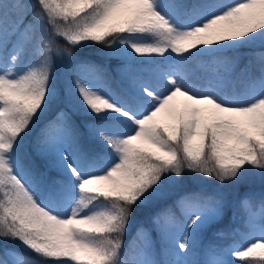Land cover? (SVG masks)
<instances>
[{
    "label": "snow or ice",
    "instance_id": "6c2138e0",
    "mask_svg": "<svg viewBox=\"0 0 264 264\" xmlns=\"http://www.w3.org/2000/svg\"><path fill=\"white\" fill-rule=\"evenodd\" d=\"M0 264H264V0H0Z\"/></svg>",
    "mask_w": 264,
    "mask_h": 264
},
{
    "label": "trees",
    "instance_id": "16d2710c",
    "mask_svg": "<svg viewBox=\"0 0 264 264\" xmlns=\"http://www.w3.org/2000/svg\"><path fill=\"white\" fill-rule=\"evenodd\" d=\"M28 3H34V0H27ZM59 43L61 44V46L64 45V42L62 40L59 41ZM77 55H79L81 58H87V59H91L94 60L96 62H101V58L99 56H97L94 53H89V52H84V53H76ZM245 58L244 60L241 61V65H243L244 62H246ZM111 63L115 64L118 63V61H116L115 59H113L111 61ZM104 66H108L109 61L104 60L103 61ZM61 73L63 74V69L61 70ZM204 188L206 190V192L208 194H220L223 196V198L226 201L229 202H235L239 196H242L244 191L247 189H240L239 191L234 190V189H221L218 187V182L215 180H206L205 184H204ZM260 188L259 185V181L257 180L254 188L252 189L253 191L258 192ZM147 214V210L145 215ZM227 224V222H225ZM219 227L224 228V225H220ZM234 228H239L240 231H245V229L243 228V214L238 213L237 214V219L235 221H233L228 227L225 228V232L227 233L224 237H217V236H213L212 232H209L208 237L205 241V244H207L208 241H212L214 245H218L220 247H226L228 245H230L232 243V241L234 239H239L238 235H233L229 229H234ZM213 231H215V229H213ZM19 251H23V249H19ZM198 258H203V253L201 252L200 255L198 256Z\"/></svg>",
    "mask_w": 264,
    "mask_h": 264
},
{
    "label": "rangeland",
    "instance_id": "374dc122",
    "mask_svg": "<svg viewBox=\"0 0 264 264\" xmlns=\"http://www.w3.org/2000/svg\"><path fill=\"white\" fill-rule=\"evenodd\" d=\"M242 232H244V231H242Z\"/></svg>",
    "mask_w": 264,
    "mask_h": 264
}]
</instances>
